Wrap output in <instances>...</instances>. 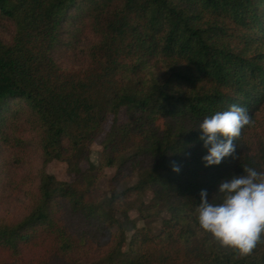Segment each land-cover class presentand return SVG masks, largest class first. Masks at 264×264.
<instances>
[{
	"label": "trees",
	"instance_id": "trees-1",
	"mask_svg": "<svg viewBox=\"0 0 264 264\" xmlns=\"http://www.w3.org/2000/svg\"><path fill=\"white\" fill-rule=\"evenodd\" d=\"M0 25L2 172L30 206L0 218V264H83L98 247L99 264H264V242L240 257L196 224L202 190L219 203L222 181L264 172V0H0ZM85 38L86 63L61 64ZM233 104L251 123L233 155L206 167L199 124ZM27 148L74 180L40 171L16 181ZM107 168L117 170L108 195ZM154 219L158 232L138 227Z\"/></svg>",
	"mask_w": 264,
	"mask_h": 264
},
{
	"label": "clouds",
	"instance_id": "clouds-1",
	"mask_svg": "<svg viewBox=\"0 0 264 264\" xmlns=\"http://www.w3.org/2000/svg\"><path fill=\"white\" fill-rule=\"evenodd\" d=\"M251 123L247 109L233 104L227 111L205 117L199 124L207 155L206 167L219 165L236 152L234 141ZM172 170L180 166L172 162ZM244 175L224 180L218 186L219 203H211L206 190L200 192L196 208V224L222 247L231 248L240 257L250 255L264 242V172L243 167Z\"/></svg>",
	"mask_w": 264,
	"mask_h": 264
},
{
	"label": "rangeland",
	"instance_id": "rangeland-1",
	"mask_svg": "<svg viewBox=\"0 0 264 264\" xmlns=\"http://www.w3.org/2000/svg\"><path fill=\"white\" fill-rule=\"evenodd\" d=\"M0 29L5 31L6 29L0 25ZM10 30V28H9ZM89 45V39L85 38L84 40L73 44L69 48H65L62 52V55L59 56V62L63 64L67 68H77L81 67L86 63L85 50ZM262 115L264 117V110L262 111ZM113 117H109L104 125L105 131H109L112 126ZM119 124L123 125L127 121V117L125 114V110H122L119 113L118 118ZM105 139V133L101 134L96 141L94 142L91 155L90 162L96 166H100L102 162V148L103 142ZM4 144H0V218H6L9 220L19 219L24 215V209L29 208L28 205V197L25 192L27 189L16 191V185L11 186L9 183L11 180H8L6 175L2 172L3 169H6L8 165V160L10 152L6 153ZM35 151L31 148H27L25 152V162L21 164L19 169H16V165H12L10 169L11 173L14 171L18 172V175H15L16 181L21 178V176L25 172H31L32 177L37 176L38 172L45 171L46 173L56 177L60 181L64 182H72L74 180V176L68 172L67 165L62 161L53 160L50 162H45L40 154H34ZM34 154V155H33ZM12 164V163H11ZM89 165L84 163L82 168L87 169ZM115 168H107L105 170V176L101 178L99 187L104 191L106 195L110 192L111 186V178L116 174ZM33 181L32 179H30ZM130 181V180H129ZM128 181V182H129ZM136 182V179L131 180L129 182V186L133 185ZM151 197L150 194L144 198V202L148 203ZM25 207V208H24ZM131 217L139 219V212L137 209H134L130 213ZM161 220H151V221H138V227H151L153 231L158 232L161 228L160 225ZM131 233L127 234V240L130 241ZM103 247H98L97 251L91 257V259L83 264H99L101 260V256L103 253Z\"/></svg>",
	"mask_w": 264,
	"mask_h": 264
}]
</instances>
